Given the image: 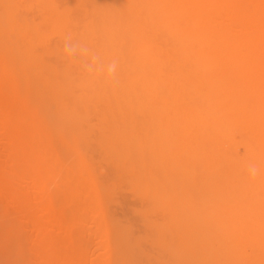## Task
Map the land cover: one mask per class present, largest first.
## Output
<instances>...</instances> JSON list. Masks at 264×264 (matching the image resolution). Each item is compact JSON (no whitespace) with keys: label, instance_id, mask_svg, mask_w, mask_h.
<instances>
[{"label":"bare ground","instance_id":"bare-ground-1","mask_svg":"<svg viewBox=\"0 0 264 264\" xmlns=\"http://www.w3.org/2000/svg\"><path fill=\"white\" fill-rule=\"evenodd\" d=\"M2 214L52 264H264V0H0Z\"/></svg>","mask_w":264,"mask_h":264},{"label":"rangeland","instance_id":"rangeland-1","mask_svg":"<svg viewBox=\"0 0 264 264\" xmlns=\"http://www.w3.org/2000/svg\"><path fill=\"white\" fill-rule=\"evenodd\" d=\"M52 216L53 215L37 219L33 217H14L10 216V214H2L0 219L15 223L17 231L14 236L17 240H27L34 245L33 247L35 248V251L32 255L34 264H52V262L47 261L42 256V250L38 247L45 239H56L58 241L56 248L58 252L62 254H68L70 247L67 243L70 229L68 227H63L59 221L55 220V218L52 220ZM7 256L8 254H3L4 264H9L6 262V260L9 259ZM60 260H55L54 264H70L68 256L61 257ZM17 261L20 262V259L17 258Z\"/></svg>","mask_w":264,"mask_h":264}]
</instances>
